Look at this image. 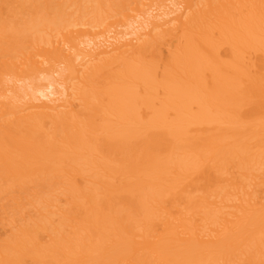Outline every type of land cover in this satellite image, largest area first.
Here are the masks:
<instances>
[{
	"label": "bare ground",
	"instance_id": "1",
	"mask_svg": "<svg viewBox=\"0 0 264 264\" xmlns=\"http://www.w3.org/2000/svg\"><path fill=\"white\" fill-rule=\"evenodd\" d=\"M3 10L0 264H264V0Z\"/></svg>",
	"mask_w": 264,
	"mask_h": 264
},
{
	"label": "rangeland",
	"instance_id": "2",
	"mask_svg": "<svg viewBox=\"0 0 264 264\" xmlns=\"http://www.w3.org/2000/svg\"><path fill=\"white\" fill-rule=\"evenodd\" d=\"M6 15H7V14H6V11H5V10H3V11L0 12V18H1V19H4V17H6ZM22 16L24 17V15H22ZM27 17L29 18L30 16H29L28 14H26L25 18H27ZM14 18H15V17H14ZM25 18H24V19H25ZM28 18H27V19H28ZM43 82L47 83V80H44Z\"/></svg>",
	"mask_w": 264,
	"mask_h": 264
}]
</instances>
